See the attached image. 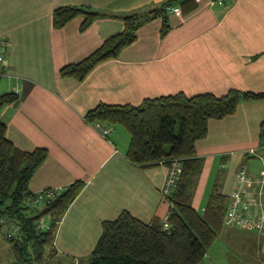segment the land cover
Returning <instances> with one entry per match:
<instances>
[{"label":"crops","instance_id":"obj_1","mask_svg":"<svg viewBox=\"0 0 264 264\" xmlns=\"http://www.w3.org/2000/svg\"><path fill=\"white\" fill-rule=\"evenodd\" d=\"M161 1L0 0V37L9 42L0 82L3 79L2 92L18 94L1 110L7 136L23 149H48L29 187L60 189L77 179L85 181L56 230V257L64 263L67 255L77 263L92 251L104 219L123 210L144 221L154 216L166 219L170 211L162 191L168 165L144 167L132 162L126 155L128 130L115 124L112 134L104 136L84 118L90 108L102 101L139 104L146 97L179 91L187 95L223 94L231 88L264 91V0L224 4L195 0L191 10L176 0L180 9L169 11L165 34L162 16L153 17L118 56L98 63L84 79L60 73L62 66L83 59L123 30L121 14L146 11ZM65 4H84L105 14L85 30L80 29L83 15L55 27L53 11ZM263 119L264 98L242 100L235 112L209 119L206 136L196 140V153L203 160L190 186L192 203L200 212L216 190L229 200L241 165L253 179L264 178ZM225 226L205 260L224 264L228 257L229 264H243L228 251L241 249L250 264H264V232ZM225 245L230 248L223 249Z\"/></svg>","mask_w":264,"mask_h":264},{"label":"trees","instance_id":"obj_2","mask_svg":"<svg viewBox=\"0 0 264 264\" xmlns=\"http://www.w3.org/2000/svg\"><path fill=\"white\" fill-rule=\"evenodd\" d=\"M176 0H163L152 9L121 14L123 30L110 35L103 44L83 59L65 64L60 73L84 79L100 62L116 57L137 37L138 28L147 20L162 16V35L169 27V6ZM191 10L195 0H182ZM105 14L84 4H65L53 11L55 27L65 25L77 15H83L80 29L85 30L93 20ZM15 91L0 93V217L20 224L19 232L6 238L11 243L15 258L3 264H63L56 257V230L60 219L84 186L77 179L58 190L56 195L40 207L27 204L35 191L29 181L36 168L46 159L47 147L27 150L16 145L7 136V122L1 117L3 106L16 101ZM264 91L231 88L223 94L200 92L187 95L183 91L146 97L139 104L99 102L90 108L84 118L123 125L130 133L127 157L141 166L170 164L178 157L182 171L176 186L167 195L170 211L165 219L154 216L144 221L129 210L102 221V232L92 251L80 257L67 255L65 264H201L222 229L228 196L214 191L200 212L192 203V181L201 171L202 157L196 153V140L206 136L210 118H222L236 111L242 100L262 99ZM264 132V119L261 124ZM49 215L48 227H39L40 219ZM1 225V224H0ZM51 258H53L51 260ZM72 260V261H70Z\"/></svg>","mask_w":264,"mask_h":264},{"label":"built area","instance_id":"obj_3","mask_svg":"<svg viewBox=\"0 0 264 264\" xmlns=\"http://www.w3.org/2000/svg\"><path fill=\"white\" fill-rule=\"evenodd\" d=\"M211 3H227L228 0H209ZM169 10H179L178 5H171ZM9 49V42L0 37V77L5 73L6 57ZM96 127L100 132L109 137L115 127L112 122L97 121ZM255 148L249 149L255 152ZM182 171V164L178 157L171 159L168 164V173L164 182L162 191L167 196L176 186ZM236 186L230 193L227 208L224 214V225H239L259 232H264V178L255 180L248 172L245 165H241L236 174ZM258 184V185H256ZM59 188L48 187L35 191L27 199V204L32 207H40L44 202L49 201L56 195ZM1 222L6 223L9 230L6 235L11 236L20 231L19 223L6 217H1ZM164 225L169 226V221L165 219ZM39 227H45L43 217L40 219ZM201 264H214L211 260H206Z\"/></svg>","mask_w":264,"mask_h":264},{"label":"rangeland","instance_id":"obj_4","mask_svg":"<svg viewBox=\"0 0 264 264\" xmlns=\"http://www.w3.org/2000/svg\"><path fill=\"white\" fill-rule=\"evenodd\" d=\"M2 80L0 82V92H2V90L4 89ZM119 125H121V124H119ZM121 126L123 127V125H121ZM43 222H44L45 227L49 226L50 222H49V218L47 216L43 217ZM0 224H1L0 225V264H3V263H6V262H9V261L13 260L15 258V253L12 250L11 243L6 238V232H7V230H9V228H8L6 223L1 222V217H0ZM224 227H226V226L223 225L222 234H223V231H224V229H223ZM220 234H221V230H220V232L218 233L217 237L214 239L213 242L219 243ZM221 239H222L221 241L225 243V240L222 237H221ZM209 247H208V250H209ZM227 248H230V247H228V245L223 246V249H227ZM228 251H229V253H232L233 257L236 260L241 259V260H244L243 264H250V262H251V261H249L250 259L248 257H245V254L242 253L241 249L240 250L231 249V251L229 249ZM52 259L53 258H51V260ZM228 260H230L228 257H224V261H225L224 264H229ZM246 260H247V262H246ZM63 264H65V263H63Z\"/></svg>","mask_w":264,"mask_h":264}]
</instances>
